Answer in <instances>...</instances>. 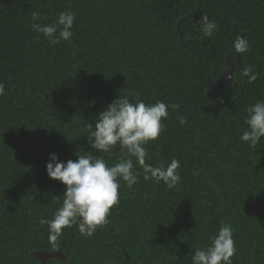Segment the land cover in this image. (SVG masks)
I'll use <instances>...</instances> for the list:
<instances>
[{"label": "trees", "instance_id": "16d2710c", "mask_svg": "<svg viewBox=\"0 0 264 264\" xmlns=\"http://www.w3.org/2000/svg\"><path fill=\"white\" fill-rule=\"evenodd\" d=\"M62 11L76 13L74 35L50 46L32 13L47 25ZM202 14L218 26L211 37ZM243 32L242 67L234 62L223 101L208 97ZM0 82V264H127L125 251L131 264H192L222 224L234 229L233 264H264V137L255 149L240 139L247 108L264 100V0H0ZM120 96L180 106L144 147L154 166L177 159L181 181H145L133 158L140 176L132 188L120 181L109 223L90 237L66 227L53 247L39 220L54 217L66 189L47 174L50 153L118 163L124 151L98 152L88 135ZM38 249L68 258L41 262L29 253Z\"/></svg>", "mask_w": 264, "mask_h": 264}, {"label": "clouds", "instance_id": "9594fccd", "mask_svg": "<svg viewBox=\"0 0 264 264\" xmlns=\"http://www.w3.org/2000/svg\"><path fill=\"white\" fill-rule=\"evenodd\" d=\"M41 18L39 12L32 13L33 31L42 33L55 46L61 41L71 43L74 35L71 30L76 20L73 11H62L57 19L47 25L36 21ZM200 30L205 37H211L217 30L215 21L207 14H202L199 20ZM233 49L240 53L249 51L248 40L241 35L234 38ZM251 68H246L243 75L249 77L252 83L256 77ZM5 86L0 82V96H4ZM178 104H165L156 101L146 104L142 100L130 102L126 96L113 100L108 107L98 114L94 131L88 135L92 149L98 152L110 153L119 147L126 153L118 163L109 166L103 158H97L91 152L88 155H78L76 160L62 161L56 153H50L46 171L50 178L59 180L65 185L62 205L54 213L52 219L41 217L40 225H48L49 240L53 247L66 227L76 225L81 235L92 236L94 232L109 223L108 216L113 206L118 205L122 180L129 188L137 183L140 173L134 171L133 158L143 169L145 181H163L169 188H174L180 181L178 172L180 163L173 158L169 163L161 161L158 165L146 163L148 156L144 147L149 141L156 140L164 129L162 120L168 119V109H178ZM181 125L187 123L185 116H180ZM244 123L249 130L244 131L240 139L254 148L264 137V100L258 101L247 108ZM93 125L90 124L89 128ZM234 229L231 224H222L218 234L210 237L211 243L206 248H197L192 256V264H233L232 257L236 254Z\"/></svg>", "mask_w": 264, "mask_h": 264}, {"label": "water", "instance_id": "95a60500", "mask_svg": "<svg viewBox=\"0 0 264 264\" xmlns=\"http://www.w3.org/2000/svg\"><path fill=\"white\" fill-rule=\"evenodd\" d=\"M187 15H191L194 17L193 13H189ZM182 18H179L177 20V26L179 25V22ZM179 28V26H178ZM241 36L244 35V32L240 34ZM180 40L182 41V33L180 32ZM234 62L239 66L242 67L241 61H240V57H239V53L236 52L234 49H232L227 56L225 57L223 63H222V67H221V72H220V76L219 78L216 80V82H209L208 83V87L206 89V95L208 97H214L217 98L221 101H223L222 99V95H221V90L222 87L224 85V83L226 81H228L229 79H231L232 74H233V65ZM31 256H35L39 261L43 262L45 261L47 258H51V257H56L59 260H63L65 261L68 256L66 254H64L63 252L57 250V249H52V250H43V249H38V250H30L29 251ZM125 257H126V262L127 264H131L130 263V259L129 256L127 254V252L125 251Z\"/></svg>", "mask_w": 264, "mask_h": 264}]
</instances>
